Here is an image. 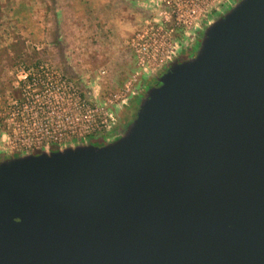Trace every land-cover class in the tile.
I'll return each mask as SVG.
<instances>
[{"label":"water","instance_id":"water-1","mask_svg":"<svg viewBox=\"0 0 264 264\" xmlns=\"http://www.w3.org/2000/svg\"><path fill=\"white\" fill-rule=\"evenodd\" d=\"M200 30L102 145L0 160V264H264V0Z\"/></svg>","mask_w":264,"mask_h":264},{"label":"rangeland","instance_id":"rangeland-1","mask_svg":"<svg viewBox=\"0 0 264 264\" xmlns=\"http://www.w3.org/2000/svg\"><path fill=\"white\" fill-rule=\"evenodd\" d=\"M3 1L6 2L7 0ZM232 1L234 0H212L208 8L201 15L199 14V19L193 24L195 43L199 38L198 33L201 31V27L213 17L215 12L222 10ZM114 4L118 6L119 2ZM128 4L137 7L140 12L138 17L134 13H124L122 9H115L111 19L103 18L99 21L90 19L88 23H83L82 27L85 28L82 31L78 30V26L76 29L70 26L73 20L69 21L66 17H61L57 20L58 24L59 21L63 22V26L60 27L59 31H55L49 36H44L45 31H41L42 15L39 16V19H35V22H38L40 26L33 27L30 21L29 29L35 28V30L26 32L24 16L19 19L20 13L25 12L24 10L21 11L15 6L17 10L15 15H18V18L14 21L16 20L20 29L13 23V13H10L9 16L6 13L4 17L0 13V114L2 115L0 160L10 155L16 156L23 151H32L12 143L14 130L8 128L4 122L10 113L17 115V110L13 112L12 109L14 105L11 106L12 97L22 104L30 101V106L39 104V101L43 100L40 96L27 98L28 95H23L20 87L17 86V70L21 65L35 67L40 62H46L58 68L79 88L82 98L89 104L104 107L101 115L106 113L107 125L110 126L107 136L115 135L134 119L139 106L140 95L150 85L153 76L164 64L150 70L147 79L143 78L132 85V93L134 92V94L125 98L126 103L117 101L109 111V106L105 104L121 92L124 84L129 81L136 70L135 53L128 46L129 40L137 31L145 28L144 26L148 22L153 24L154 21L160 20L165 25L164 18L158 15L160 10L165 8L160 0H135ZM38 5V9H42L43 5L40 0ZM11 9L8 7L6 10L10 11ZM75 22L78 21L74 20ZM190 48L193 49L194 47ZM182 50L183 47L176 48V55L180 54ZM19 101L18 104H21ZM121 104L123 107L119 109ZM27 114L30 112L24 111L23 117H26ZM106 130L104 128L102 132L97 134L102 136ZM16 133L21 135V130H16ZM69 142L75 141H63L60 144H50V146L54 149L58 145ZM93 142L102 144L103 139L97 137L93 139ZM42 147L44 146H36L34 151L40 150Z\"/></svg>","mask_w":264,"mask_h":264},{"label":"built area","instance_id":"built-area-1","mask_svg":"<svg viewBox=\"0 0 264 264\" xmlns=\"http://www.w3.org/2000/svg\"><path fill=\"white\" fill-rule=\"evenodd\" d=\"M160 1L165 9L160 10L158 15L164 18L165 25L160 20L153 24L148 22V26L145 25L129 40L128 46L135 53L136 70L121 92L105 104L109 106L108 111L117 101L124 103L128 95L134 94L132 85L135 82L146 78L154 67L173 59L176 48L192 47L193 24L212 0ZM17 73V86L23 95H28L27 98L40 96L43 100L30 106V101L22 104L11 98L13 112L17 110V115L10 113L4 122L14 130L12 143L34 151L36 146L83 139L93 142L97 137L104 141L107 137L110 126L107 125L106 113L101 115L104 107L89 104L82 98L79 88L53 64L40 62L35 67L21 65ZM24 111L30 114L23 117ZM1 119L0 114V127ZM104 128L106 132L98 135ZM16 130H21V135Z\"/></svg>","mask_w":264,"mask_h":264},{"label":"crops","instance_id":"crops-1","mask_svg":"<svg viewBox=\"0 0 264 264\" xmlns=\"http://www.w3.org/2000/svg\"><path fill=\"white\" fill-rule=\"evenodd\" d=\"M40 1L42 2L43 6L42 9L39 10L38 9L39 0H15V1L7 0L6 2L0 0V3L2 4V6L0 7V11H1L0 13L2 14L3 17L6 13H8L6 14L8 16L10 15V13H13V23H15L16 27L20 29L18 27L19 24H17L16 20L14 21V19L18 18V15H15L17 14V12H15L17 11L15 6H17V8L20 9L21 11L24 10L25 12L20 13L19 16L21 18L19 17V19H22V16H24L26 20V25H25L26 32L35 30V28L29 29L31 22L33 27L40 26L38 22H35V19L36 18L39 19V16L42 15L43 21L41 24L42 25L41 31H45L44 36H49L53 32L60 30V27L63 26V22L59 21L58 24V20L61 17H66L67 19H69V21L73 20V23L70 26L75 27V29L76 26H78L79 27L78 30L82 31L83 28H85L82 27L83 23L85 24L88 23L90 19L96 21H99L103 18L111 19V16L114 14L113 12L115 9L118 10L122 9L124 13L126 12L134 13L136 14V17L140 15V12L135 5L128 4L130 1L134 2L135 0H40ZM115 2H119L118 6L114 4ZM6 4H7V8L11 7L13 10L11 9L10 11H7ZM74 20L78 22L74 23Z\"/></svg>","mask_w":264,"mask_h":264},{"label":"flooded vegetation","instance_id":"flooded-vegetation-1","mask_svg":"<svg viewBox=\"0 0 264 264\" xmlns=\"http://www.w3.org/2000/svg\"><path fill=\"white\" fill-rule=\"evenodd\" d=\"M201 33H202L201 31L198 33V37L201 35ZM196 41H197L196 43H195V41H193V45H192L194 47L193 49L190 47H188V48L183 47V50L180 52V54L174 56L173 59L183 60V59H186L189 56L195 54L196 48L198 47V44H199V38ZM190 49H192V50H190ZM188 50H190V51H188ZM169 66H170V61H168L164 65H162L159 68L158 72L153 76L152 81H151L150 85H148V87L158 85L157 77H159L162 73L166 72L168 70ZM144 96H145V90H144L143 94L140 95V99ZM93 143L96 145H102L103 144V143L100 144V143H96V142H93Z\"/></svg>","mask_w":264,"mask_h":264}]
</instances>
